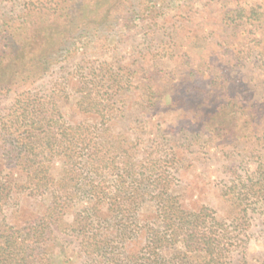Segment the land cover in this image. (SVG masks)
Returning a JSON list of instances; mask_svg holds the SVG:
<instances>
[{
	"label": "trees",
	"instance_id": "obj_1",
	"mask_svg": "<svg viewBox=\"0 0 264 264\" xmlns=\"http://www.w3.org/2000/svg\"><path fill=\"white\" fill-rule=\"evenodd\" d=\"M146 6V0H24L38 23L0 26V46L10 35L19 44L12 55H0V90L30 86L62 61L61 49L78 48L83 35L109 21L128 27ZM102 64L59 88L57 79L48 89L22 90L0 114V210L19 193L42 204L23 225L0 220V264L43 263L54 231L74 237L76 264H231L246 240L243 198L262 194V173L255 182L248 175L250 183L239 175L227 188L236 212L229 221L208 206L183 207L173 189V139L159 134L149 142L112 130L124 115L121 91L129 81ZM71 91L70 103L87 120L65 117L60 101H69Z\"/></svg>",
	"mask_w": 264,
	"mask_h": 264
},
{
	"label": "rangeland",
	"instance_id": "obj_2",
	"mask_svg": "<svg viewBox=\"0 0 264 264\" xmlns=\"http://www.w3.org/2000/svg\"><path fill=\"white\" fill-rule=\"evenodd\" d=\"M23 1L0 0V26H14L18 19H25L26 28L38 23L26 14ZM146 1L144 12L128 27L120 21L96 26L81 37L78 48L69 53L61 49L62 61L30 86L0 90V114L18 92L48 89L57 79L59 88L103 62V69L129 81L121 91L124 115L112 130L134 132L149 142L159 134L171 137L176 151L173 189L183 207L208 206L218 219L229 221L236 212L225 193L238 176L250 183L248 175L255 182L262 173L264 185V0ZM251 8L263 15L252 14ZM6 41L0 55L17 51L12 35ZM70 93L69 101H60L65 117L74 123L86 119L70 103ZM243 202L246 240L231 253L230 263L260 264L264 189ZM41 212L34 196L13 194L9 206L0 210V220L20 226ZM70 221L67 214L63 227ZM73 240L54 231L39 264H76Z\"/></svg>",
	"mask_w": 264,
	"mask_h": 264
}]
</instances>
